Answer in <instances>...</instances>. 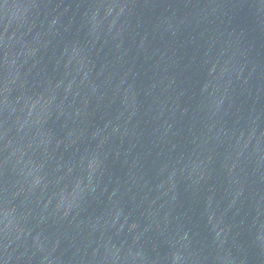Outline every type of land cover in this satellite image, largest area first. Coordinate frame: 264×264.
<instances>
[{"label": "water", "instance_id": "95a60500", "mask_svg": "<svg viewBox=\"0 0 264 264\" xmlns=\"http://www.w3.org/2000/svg\"><path fill=\"white\" fill-rule=\"evenodd\" d=\"M0 264H264V0H0Z\"/></svg>", "mask_w": 264, "mask_h": 264}]
</instances>
